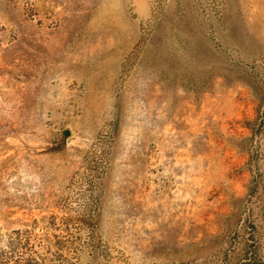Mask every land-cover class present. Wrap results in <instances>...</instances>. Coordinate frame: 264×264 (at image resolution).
I'll list each match as a JSON object with an SVG mask.
<instances>
[{
  "label": "rangeland",
  "instance_id": "obj_1",
  "mask_svg": "<svg viewBox=\"0 0 264 264\" xmlns=\"http://www.w3.org/2000/svg\"><path fill=\"white\" fill-rule=\"evenodd\" d=\"M0 264H264V0H0Z\"/></svg>",
  "mask_w": 264,
  "mask_h": 264
},
{
  "label": "water",
  "instance_id": "obj_2",
  "mask_svg": "<svg viewBox=\"0 0 264 264\" xmlns=\"http://www.w3.org/2000/svg\"><path fill=\"white\" fill-rule=\"evenodd\" d=\"M65 136H69V133H68V132H66V133H65Z\"/></svg>",
  "mask_w": 264,
  "mask_h": 264
}]
</instances>
